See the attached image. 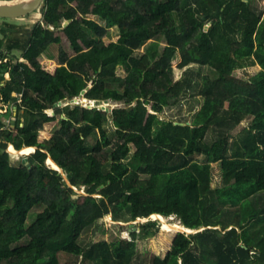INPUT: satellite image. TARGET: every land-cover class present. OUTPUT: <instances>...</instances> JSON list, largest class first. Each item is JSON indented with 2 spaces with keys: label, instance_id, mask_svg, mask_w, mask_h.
<instances>
[{
  "label": "trees",
  "instance_id": "1",
  "mask_svg": "<svg viewBox=\"0 0 264 264\" xmlns=\"http://www.w3.org/2000/svg\"><path fill=\"white\" fill-rule=\"evenodd\" d=\"M72 1L44 0L45 22L33 29L22 61L15 54L5 60L10 51L0 39V107L14 103L18 112L5 129L0 119V264H133L136 235L160 228L154 213H176L185 226L203 229L178 231L164 257L141 264H264V10L252 0ZM89 13L118 25L119 39H101L106 26ZM59 26L75 53L61 47L60 61L41 58L61 41L54 35ZM158 34L167 39L160 55L137 52ZM180 53V67L197 63L217 72L203 76L205 100L193 121L160 115L193 87L190 69L174 78L172 60ZM254 64L261 69L249 79L233 73ZM84 89L90 99L125 104L111 111L56 105ZM247 116L250 124L233 135ZM58 117L61 126L39 140L45 123ZM132 143L136 150L125 161ZM10 144L36 148L16 164ZM197 152L220 161L221 185L212 186V162L194 160ZM109 213L148 220L135 229L124 225L131 234L118 240L82 242V232Z\"/></svg>",
  "mask_w": 264,
  "mask_h": 264
},
{
  "label": "rangeland",
  "instance_id": "2",
  "mask_svg": "<svg viewBox=\"0 0 264 264\" xmlns=\"http://www.w3.org/2000/svg\"><path fill=\"white\" fill-rule=\"evenodd\" d=\"M72 4L76 5L77 1L76 0L72 1ZM252 5L254 8H257L261 11L264 10V0H252ZM43 9L44 6L22 17L0 16V39L2 38L7 39L6 37H10L11 34L15 33L14 29L10 26V24L14 25L15 23L22 24V23H28L29 21L28 27L30 34V32L36 27V25L39 22H45ZM87 17L95 19L104 26L107 25L106 19L99 14L89 13ZM21 32H23V29L21 30ZM54 35H59L61 37V41L53 42L49 44L46 50L42 53L41 58L43 59L50 58L55 61H60L61 47H64L69 54L75 53V49L73 48L70 39L67 37L65 31L63 30V27L59 26L55 28ZM120 35H121V30L118 25L112 27L106 26L105 34L102 35L100 38L103 39L106 43H110L111 41H117ZM23 37L26 38L27 36H23ZM166 44H167L166 37L162 34H158L142 42L138 47L137 52L142 53L156 49L158 55H160ZM9 48H15V45H12L11 47L9 46ZM9 51L10 52H7L8 57L5 60H7L9 57H11L14 54L19 55L20 60L21 61L23 60L24 52L22 49H9ZM181 58L182 56L180 53V56L172 60L174 78L179 79L187 69H190L187 72V76H189V78L193 80V87L192 89L189 90L186 89V92H184L179 97L172 98L171 103L165 108L167 117H165L163 113H161L160 115L163 118H175L181 121H193L196 113L200 110L205 100V95L202 94L201 92V88L203 86V76L208 75L214 78L217 72L210 65H200L197 63H190L184 67H180L179 62ZM2 60L3 58L0 57V62H2ZM260 68L261 67L259 64H254V65L237 68L234 70L233 73L238 77L249 79V77L255 74ZM117 73L122 76H125L127 74V71L122 65H120L118 66ZM6 77L7 79L11 78V73L7 72ZM114 85L118 86L117 83H115ZM19 94L20 96L22 95V93ZM94 100L95 99L90 100L88 97L85 96V94L78 95V98L67 97L61 100L60 106H65L66 104L75 105L78 103H81L85 106L96 105V103H92V101L94 102ZM103 104H104V106L102 107L103 109H107L111 111L112 108L116 106L124 105L125 103L121 101L109 99V101H104ZM151 111H153L152 108ZM17 113L18 112L16 110V106L14 105V103L13 104L3 103L0 107V119L4 123V126L1 127V129L7 128L10 125V123L14 122L17 117L16 115ZM23 119L24 117H22V120ZM251 120H252L251 116L245 117L241 121V123H239L235 128L232 129L233 135H236L244 126L249 125ZM21 124L23 125V122ZM60 126H61V121L59 117L56 120L45 123L43 129L39 131V136H38L39 140L42 141L44 139L50 138ZM105 126L107 127L108 132L110 133V137L114 143L118 139L117 138L118 133L112 119H109L105 123ZM97 134L100 136L99 131ZM212 138H213V134L210 132L207 136V139L212 140ZM10 145L8 149L12 152L13 163L19 164L22 159L27 160L30 151L27 152L24 151L23 149H17L16 151H13ZM135 150L136 147L132 143V151L125 159V161H128L132 157ZM191 157L194 160H198L202 162L205 161L212 162V168H213L212 186L216 187L217 185H221L223 183V170L220 161H213L210 157L204 155L203 153H198V152L193 154ZM48 163H50L49 158H48ZM50 164L52 165V163ZM65 175L68 176L66 173ZM76 190L86 191L85 187L83 188L76 187ZM256 199L259 200L258 196H256ZM258 207L261 206L258 204ZM40 210L41 207L34 208L28 218V221L29 222L32 221L36 217L38 211ZM154 214L157 216H154ZM154 214L151 216L152 219H156V217H160L158 216V214L160 213H154ZM163 216L164 218L162 217L159 218L161 223L158 231H155L149 235L138 233L135 238L131 235L132 236L131 238L132 239L134 238L136 241V248H137V255L133 260V264H141V261L150 259V257L153 256L154 254H159L164 257L168 252V250L171 249L173 239L177 234V232L181 230L182 231L186 230V228L180 229V228L172 227L174 224L182 222L178 214L174 213L169 216L167 215H163ZM127 218H124L122 220L116 219L111 213H109L104 217L100 218L98 224H93L92 226L84 230L81 234L80 240L86 244L93 240L95 241L102 239L115 241L118 240L123 234H131L130 230L125 228L124 225L129 224V226L132 228L136 223L145 221L144 217H139L135 220L127 219ZM27 241H28V237H25L22 240V243H26Z\"/></svg>",
  "mask_w": 264,
  "mask_h": 264
},
{
  "label": "water",
  "instance_id": "3",
  "mask_svg": "<svg viewBox=\"0 0 264 264\" xmlns=\"http://www.w3.org/2000/svg\"><path fill=\"white\" fill-rule=\"evenodd\" d=\"M44 5H45L44 0H0V16L1 17H22V16H26V15L32 13L33 11H35L36 9L42 8ZM85 91H86V89L82 90L80 95H84ZM76 98H78V97H76ZM104 101H109V99H106V100L95 99L94 102L92 101V103H96V105L98 104L100 107H103ZM60 102L61 101L57 102L56 105H60ZM35 148L36 147L34 146V149ZM52 166L56 169L63 171L62 167H60L58 163H57V165H53V163H52ZM156 218H159V217H156ZM144 219L147 220L148 218H144ZM198 230H201V229L188 227V228H186V230H183V231L196 232Z\"/></svg>",
  "mask_w": 264,
  "mask_h": 264
},
{
  "label": "crops",
  "instance_id": "4",
  "mask_svg": "<svg viewBox=\"0 0 264 264\" xmlns=\"http://www.w3.org/2000/svg\"><path fill=\"white\" fill-rule=\"evenodd\" d=\"M29 21L28 23H22V24H19V25H16V27L14 28L15 25L13 24H10V26L14 29L15 33L11 34L10 37H6V44H8V46H12V45H15V48H10V49H16V46H20V45H23L24 43L27 42L28 40V33H29ZM12 29V30H13ZM23 29V32H21V30ZM11 31V30H10ZM33 31V30H32ZM24 33V34H23ZM23 36H27L26 38L23 37ZM16 38H19V39H16ZM19 40V42H18ZM27 49V48H25ZM260 65V64H259ZM261 67V65H260ZM261 69V68H260ZM259 69V70H260ZM258 70V71H259Z\"/></svg>",
  "mask_w": 264,
  "mask_h": 264
},
{
  "label": "bare ground",
  "instance_id": "5",
  "mask_svg": "<svg viewBox=\"0 0 264 264\" xmlns=\"http://www.w3.org/2000/svg\"><path fill=\"white\" fill-rule=\"evenodd\" d=\"M16 39H19V38H16ZM18 42H19V40H18ZM78 97V96H77ZM104 103V102H103ZM10 147H11V149L13 150V151H16L17 150V148L13 145V144H11L10 145ZM24 151H31V150H33L34 149V146H24V148H22ZM49 162L50 163H53V165H57V163H56V161L53 159V158H51V157H49ZM153 215V214H152ZM154 216H157V215H155L154 214ZM158 216H160V217H162V218H164V216L162 215V214H158ZM159 217V218H160ZM174 217V216H173ZM182 223V222H181ZM181 223H176V224H174L172 227H174V228H180V229H184V228H188L187 226H185L184 224H181ZM173 228V229H174Z\"/></svg>",
  "mask_w": 264,
  "mask_h": 264
},
{
  "label": "flooded vegetation",
  "instance_id": "6",
  "mask_svg": "<svg viewBox=\"0 0 264 264\" xmlns=\"http://www.w3.org/2000/svg\"><path fill=\"white\" fill-rule=\"evenodd\" d=\"M14 25H15L14 26V28H15L16 25H19V24L15 23ZM32 34H33V31H31L30 34L28 33V40H27V42L24 43L23 45L16 46V49H22L23 51H25L26 50L25 48H27L29 46V43H30V39H31ZM5 48H7L8 50L10 49L9 46H8V44L5 45Z\"/></svg>",
  "mask_w": 264,
  "mask_h": 264
},
{
  "label": "clouds",
  "instance_id": "7",
  "mask_svg": "<svg viewBox=\"0 0 264 264\" xmlns=\"http://www.w3.org/2000/svg\"><path fill=\"white\" fill-rule=\"evenodd\" d=\"M77 97V96H76ZM90 99V98H89ZM90 100H92V99H90ZM157 219V218H156Z\"/></svg>",
  "mask_w": 264,
  "mask_h": 264
},
{
  "label": "built area",
  "instance_id": "8",
  "mask_svg": "<svg viewBox=\"0 0 264 264\" xmlns=\"http://www.w3.org/2000/svg\"><path fill=\"white\" fill-rule=\"evenodd\" d=\"M152 216V215H151Z\"/></svg>",
  "mask_w": 264,
  "mask_h": 264
}]
</instances>
